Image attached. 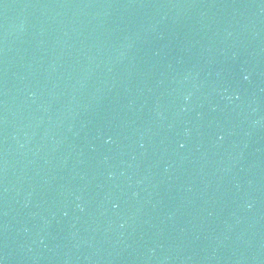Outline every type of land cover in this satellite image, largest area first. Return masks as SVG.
Listing matches in <instances>:
<instances>
[{"label": "water", "instance_id": "1", "mask_svg": "<svg viewBox=\"0 0 264 264\" xmlns=\"http://www.w3.org/2000/svg\"><path fill=\"white\" fill-rule=\"evenodd\" d=\"M0 264H264V0H0Z\"/></svg>", "mask_w": 264, "mask_h": 264}]
</instances>
